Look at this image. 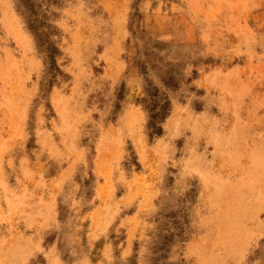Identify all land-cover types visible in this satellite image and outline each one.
<instances>
[{"label":"rangeland","instance_id":"1","mask_svg":"<svg viewBox=\"0 0 264 264\" xmlns=\"http://www.w3.org/2000/svg\"><path fill=\"white\" fill-rule=\"evenodd\" d=\"M0 264H264V0H0Z\"/></svg>","mask_w":264,"mask_h":264}]
</instances>
